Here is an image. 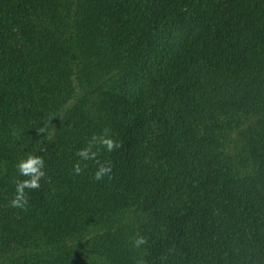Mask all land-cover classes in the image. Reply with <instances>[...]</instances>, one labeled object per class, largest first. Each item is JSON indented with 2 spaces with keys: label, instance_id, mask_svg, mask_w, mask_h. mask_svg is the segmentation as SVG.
I'll use <instances>...</instances> for the list:
<instances>
[{
  "label": "trees",
  "instance_id": "obj_1",
  "mask_svg": "<svg viewBox=\"0 0 264 264\" xmlns=\"http://www.w3.org/2000/svg\"><path fill=\"white\" fill-rule=\"evenodd\" d=\"M0 264H264V0H0Z\"/></svg>",
  "mask_w": 264,
  "mask_h": 264
},
{
  "label": "clouds",
  "instance_id": "obj_2",
  "mask_svg": "<svg viewBox=\"0 0 264 264\" xmlns=\"http://www.w3.org/2000/svg\"><path fill=\"white\" fill-rule=\"evenodd\" d=\"M45 128H41L40 131L43 132ZM104 144L107 145L109 150L112 149L113 144L111 140H104ZM80 156L87 158L88 150L85 149L79 153ZM44 166L43 160L40 156H34L29 154L26 159H22L18 162L17 168L21 176L27 177L24 180H17L15 182V195L10 201V206L14 208H24L27 205V200L25 199V189H35L38 188L39 185L37 183V177L35 175H31L32 173H36L37 170ZM75 171L79 173V167L75 168ZM108 168H101L96 173V178L100 179L103 173L108 172ZM143 239H139L136 241L137 245L142 244Z\"/></svg>",
  "mask_w": 264,
  "mask_h": 264
}]
</instances>
